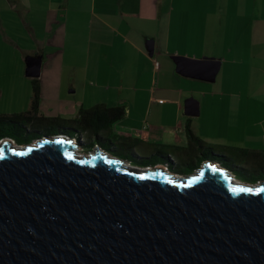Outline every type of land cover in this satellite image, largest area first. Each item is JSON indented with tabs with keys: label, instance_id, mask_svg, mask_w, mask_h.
Returning a JSON list of instances; mask_svg holds the SVG:
<instances>
[{
	"label": "crops",
	"instance_id": "crops-1",
	"mask_svg": "<svg viewBox=\"0 0 264 264\" xmlns=\"http://www.w3.org/2000/svg\"><path fill=\"white\" fill-rule=\"evenodd\" d=\"M31 58L39 77L27 76ZM183 59L218 62L215 80L180 75ZM34 80L39 115L60 130L82 109L123 108L108 128L75 132L130 163L224 167L217 146L233 166L264 172V0H0L1 117L36 126L20 116ZM157 147L182 151L183 163Z\"/></svg>",
	"mask_w": 264,
	"mask_h": 264
},
{
	"label": "water",
	"instance_id": "water-1",
	"mask_svg": "<svg viewBox=\"0 0 264 264\" xmlns=\"http://www.w3.org/2000/svg\"><path fill=\"white\" fill-rule=\"evenodd\" d=\"M180 61V75L205 82L219 70ZM39 75L31 58L27 76ZM78 141L0 144V264H264V182L212 162L187 176L132 167L97 145L80 154Z\"/></svg>",
	"mask_w": 264,
	"mask_h": 264
},
{
	"label": "rangeland",
	"instance_id": "rangeland-1",
	"mask_svg": "<svg viewBox=\"0 0 264 264\" xmlns=\"http://www.w3.org/2000/svg\"><path fill=\"white\" fill-rule=\"evenodd\" d=\"M221 78V75H219L218 79H217V84ZM220 83V82H219ZM201 86H203L204 88H213L215 85V82L214 83H200ZM217 86V85H216ZM215 88V87H214ZM218 88V87H216ZM15 121V120H14ZM18 125L15 123V122H9V121H5L3 123V128L5 130H8V131H16L17 129H19L21 127V129L23 131L25 130H28V129H33L31 130V132L33 131L35 134H38L40 136H55V135H67L71 132L70 129L68 128H71L73 129L74 132H72L73 134H76L75 131H78V128L75 126L74 123H72L71 121H68V122H63L62 124L64 125V127H66V129L64 130H60L59 127L56 125V126H46V125H40V123H35L34 125H36L34 128L33 127H30L29 126V122H27L26 120L24 122H21V121H17ZM32 126V125H31ZM19 127V128H18ZM29 127V128H28ZM78 138V136H76ZM87 139V134H83V142H88ZM207 148L210 147V146H206ZM96 148V146H92V145H89V147L87 148L86 145L82 144L79 145V152L80 154H89L91 151H93L94 149ZM213 148V147H212ZM157 150L156 151H160L162 153H165V155L168 157L167 160L172 162L173 161H179L181 163H183V160L185 159V156L183 155V152L181 151H177L176 149H161L160 147H157L156 148ZM215 149L216 151L213 152L215 155H218L220 156L221 158H219V160L223 163L221 165H224V167H226L228 170L231 171V173L233 174L234 176V179L236 181H239L241 183H244V184H248V185H258V184H261L262 182H264V172H262V174H255L254 176H252L250 174V172H246L244 170L248 169H253L252 166L250 167H243V166H233L232 162H229L227 159L231 158L230 154H232V151L229 150L228 148H225V147H217L215 146ZM139 152V155H142L140 154V151ZM112 154V153H110ZM114 155V154H112ZM148 155V154H146ZM146 155H142V156H146ZM115 156V155H114ZM117 157V156H116ZM239 156H236V158H238ZM121 158V157H119ZM164 159L165 156L163 157ZM124 160V158H121ZM233 159V158H232ZM225 160V161H224ZM168 162V163H170ZM240 164V162H239ZM132 167H140V168H147V167H143V166H139L137 165L135 162H131L130 164ZM171 165V164H170ZM150 167H156V166H150ZM171 169L168 168V170L171 172V173H178V174H181V175H190L192 173H195L198 169H195V168H192V167H183L181 165H179L177 168H174L173 165L170 166ZM201 167V166H200ZM243 167V168H242ZM240 168L244 169V170H241ZM175 169V170H173ZM174 171V172H173Z\"/></svg>",
	"mask_w": 264,
	"mask_h": 264
},
{
	"label": "trees",
	"instance_id": "trees-1",
	"mask_svg": "<svg viewBox=\"0 0 264 264\" xmlns=\"http://www.w3.org/2000/svg\"><path fill=\"white\" fill-rule=\"evenodd\" d=\"M39 103H40V85L37 80H34L30 109L25 114L20 115V116L21 117L23 116L29 121H33L35 123L36 122L43 123V124L45 123V124H49V126L53 124L52 126H56V125L58 126V124L54 123V121H57V120L47 119L39 115ZM124 114H125V111L123 108H105L103 106H96L88 110L82 109L79 112V115L75 119H73L72 122L75 125L81 127L82 131H85L86 129H90V128L94 131H98L99 129L108 128V126L112 125L115 121H117L118 119H121L124 116ZM5 121L15 122L18 125L17 121H14L13 119L3 118L0 116V125L3 124ZM72 130L69 131L71 133L67 134V136L74 137V138H77L76 136H78L77 138L78 140H79V136H81L82 138L80 139V142L86 145L87 148L89 147V145L93 146L95 144L90 141L89 136H87V139H86L88 140V142H82L83 135H79L77 133L73 134L72 132L74 131ZM5 135H9V134L5 132L4 128L0 127V139H2ZM39 137L40 136H36V135L31 136V137H26L25 139H23L22 137H19L17 142L19 144H22L23 141L30 143L34 141V139H37ZM143 163L148 164L151 162L145 161Z\"/></svg>",
	"mask_w": 264,
	"mask_h": 264
},
{
	"label": "flooded vegetation",
	"instance_id": "flooded-vegetation-1",
	"mask_svg": "<svg viewBox=\"0 0 264 264\" xmlns=\"http://www.w3.org/2000/svg\"><path fill=\"white\" fill-rule=\"evenodd\" d=\"M34 128V127H33ZM33 130V129H31ZM30 129L28 130H25L23 131L22 129H17L16 131H8V130H5V132H7L9 135H5L2 139H0V144H2V142L4 141H11L13 142L14 144H17V145H26V144H29L28 142H25L23 141L22 144H19L17 141L19 139V137H22L23 139H25L26 137H31V136H40L38 134H35L33 131L31 132ZM42 136H40L39 138H41ZM35 140V139H34ZM76 141H78V139L76 138ZM78 145H81V142L78 141ZM166 168L168 169H171L170 165H167ZM200 167L196 168V169H199ZM226 169V168H225ZM174 170V169H173ZM228 170V169H227ZM174 172V171H173ZM231 172V171H230ZM175 175H178L176 174L175 172L173 173ZM232 174V173H231ZM233 175V174H232Z\"/></svg>",
	"mask_w": 264,
	"mask_h": 264
},
{
	"label": "snow or ice",
	"instance_id": "snow-or-ice-1",
	"mask_svg": "<svg viewBox=\"0 0 264 264\" xmlns=\"http://www.w3.org/2000/svg\"><path fill=\"white\" fill-rule=\"evenodd\" d=\"M236 190V189H234ZM239 191H251L250 189H239ZM261 191H264V189H262Z\"/></svg>",
	"mask_w": 264,
	"mask_h": 264
},
{
	"label": "bare ground",
	"instance_id": "bare-ground-1",
	"mask_svg": "<svg viewBox=\"0 0 264 264\" xmlns=\"http://www.w3.org/2000/svg\"><path fill=\"white\" fill-rule=\"evenodd\" d=\"M82 138V137H81ZM74 140L76 141V138H74Z\"/></svg>",
	"mask_w": 264,
	"mask_h": 264
},
{
	"label": "built area",
	"instance_id": "built-area-1",
	"mask_svg": "<svg viewBox=\"0 0 264 264\" xmlns=\"http://www.w3.org/2000/svg\"><path fill=\"white\" fill-rule=\"evenodd\" d=\"M156 65L158 66V63H156Z\"/></svg>",
	"mask_w": 264,
	"mask_h": 264
}]
</instances>
